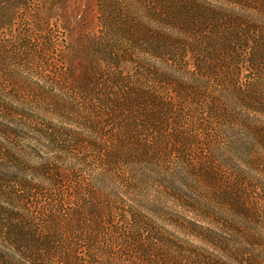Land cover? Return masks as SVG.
<instances>
[{
    "label": "trees",
    "instance_id": "trees-1",
    "mask_svg": "<svg viewBox=\"0 0 264 264\" xmlns=\"http://www.w3.org/2000/svg\"><path fill=\"white\" fill-rule=\"evenodd\" d=\"M99 2L107 71L87 69L96 91L61 85L75 111L66 128L0 92V166L17 162L3 146L17 130L52 154L36 168L50 183L42 207H0V264H264V0ZM27 3L0 0V32L24 12L10 53L41 70L32 33L50 37ZM124 60L135 75L117 68ZM65 159L87 192L57 180ZM15 179L0 169V192Z\"/></svg>",
    "mask_w": 264,
    "mask_h": 264
},
{
    "label": "rangeland",
    "instance_id": "rangeland-1",
    "mask_svg": "<svg viewBox=\"0 0 264 264\" xmlns=\"http://www.w3.org/2000/svg\"><path fill=\"white\" fill-rule=\"evenodd\" d=\"M26 1L28 2V8L33 9L36 17L40 18L39 22H41V25L45 26V32H47L50 37L46 42H41L40 36L32 33L33 39L35 41L36 39L38 40L35 42V50L29 52L33 61L37 60L36 63L39 62L40 64L43 62L44 65H42L46 68L34 70V67L27 65V62L17 59L15 54L10 53L12 48L9 45H13L16 41L21 42V40H19L18 31L25 30V27L22 26H25V23L20 20L24 12H19L17 10L15 13L16 20L12 22V31H7L6 33L5 31L0 32V92L2 95L8 96V99L11 97V99L21 103L26 114L25 112L22 113L30 117L31 120L38 121V119H41L44 122L46 121L58 127L66 128L70 122L68 120L71 116L70 113H74L75 111H68L65 113L64 109L68 108L64 106L70 105L72 99L68 91L62 89L63 87L61 85L70 87L69 84H71L80 88L84 85L86 90L96 91L93 85L95 81L87 76V69H96L100 74L107 71L100 66L102 60L104 61V57L99 54L97 49H101L98 44V39L103 35L101 26L105 15L100 14L98 10V6L101 7L100 0ZM27 23L31 25L33 21L31 22L28 20ZM96 37H98L97 40ZM46 47L49 48L45 51L44 49H46ZM118 67L121 72L135 75L136 66L130 64V62L126 63L124 60L117 65V68ZM86 78L89 80L86 81ZM136 82L140 83L138 80ZM142 83L143 81H141V85ZM44 91L48 92L47 95L49 97L51 96L53 100L50 99L47 101L45 96H42L39 101H37L36 96L42 95ZM24 104L27 105L26 108ZM12 105L14 104L12 103ZM51 105L54 106L51 107ZM56 105H60L61 107L56 108ZM65 120L67 123H64ZM75 121L85 126L84 120L77 117ZM12 128L18 127L13 126ZM24 129L25 128H22L21 130ZM17 131L20 137H14V141L11 144L3 145L4 147H8V149H6L7 151L15 154L17 162H9L8 160L5 161V164L1 162L4 167L0 166V169H4L7 174L17 175L19 179H15V182L12 183L7 182L1 184V187L6 185V188L4 190L5 193L0 192V207H42L39 202L45 199L37 197L40 189L39 186L43 183V188L47 189L45 190V194L48 195L50 194L48 187L50 183L45 177H38L36 168L40 164L47 162L52 157V154H47V152L40 147V142L38 141L42 140L45 142V139L36 134V132L29 133L28 136H23L22 131ZM77 132L80 133L79 131ZM25 138H31L33 140H30L32 143L25 142ZM29 147L35 149V154ZM36 149L39 150L40 153H37ZM56 167L60 170L54 173L57 174L58 181H64L63 186H65V190L77 186L79 180L86 184L82 189H84L85 192L89 190L88 186L91 184L89 177L81 175L82 173L69 171L70 165L68 164V159H65L57 165H52V169ZM23 183L27 187L35 190L28 191L29 189L20 187ZM12 186H15V188H11ZM14 192H16L18 200L13 203L11 200L8 201L7 199L12 196L10 193ZM2 194H4V197ZM144 194L145 196L151 197V199L160 200L158 193L151 192L149 188L144 190ZM144 194L141 193L138 195V193H135V197H131V199L140 201L141 197L145 198ZM21 198L26 200H21ZM138 203L141 204V202ZM170 204H163V206L160 205L159 207H174L173 204ZM73 205L80 207L76 201H73L67 207H72ZM148 205L147 203V206Z\"/></svg>",
    "mask_w": 264,
    "mask_h": 264
}]
</instances>
